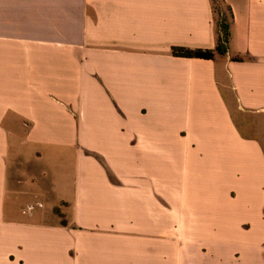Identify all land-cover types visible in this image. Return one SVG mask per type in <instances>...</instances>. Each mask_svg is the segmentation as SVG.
Returning <instances> with one entry per match:
<instances>
[{
    "label": "crops",
    "instance_id": "crops-1",
    "mask_svg": "<svg viewBox=\"0 0 264 264\" xmlns=\"http://www.w3.org/2000/svg\"><path fill=\"white\" fill-rule=\"evenodd\" d=\"M0 264H264V0H0Z\"/></svg>",
    "mask_w": 264,
    "mask_h": 264
},
{
    "label": "trees",
    "instance_id": "trees-1",
    "mask_svg": "<svg viewBox=\"0 0 264 264\" xmlns=\"http://www.w3.org/2000/svg\"><path fill=\"white\" fill-rule=\"evenodd\" d=\"M217 30L218 47L216 51L220 54H225L228 51L229 44V23L225 21V19H220V21L217 23ZM172 55L184 58H200L206 60H213L215 56V51L204 49L192 50L188 48L174 47L172 48ZM55 213L61 216L60 210L58 208L55 209ZM63 224H66V222L63 221Z\"/></svg>",
    "mask_w": 264,
    "mask_h": 264
},
{
    "label": "rangeland",
    "instance_id": "rangeland-1",
    "mask_svg": "<svg viewBox=\"0 0 264 264\" xmlns=\"http://www.w3.org/2000/svg\"><path fill=\"white\" fill-rule=\"evenodd\" d=\"M213 6L216 24L220 21V19H225V21L229 23L230 13L228 11V8L223 5L220 1H215Z\"/></svg>",
    "mask_w": 264,
    "mask_h": 264
}]
</instances>
